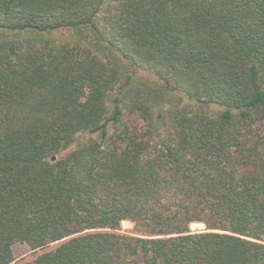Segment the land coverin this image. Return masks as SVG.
Wrapping results in <instances>:
<instances>
[{
    "label": "trees",
    "instance_id": "trees-1",
    "mask_svg": "<svg viewBox=\"0 0 264 264\" xmlns=\"http://www.w3.org/2000/svg\"><path fill=\"white\" fill-rule=\"evenodd\" d=\"M16 243L264 264V0H0V264Z\"/></svg>",
    "mask_w": 264,
    "mask_h": 264
},
{
    "label": "rangeland",
    "instance_id": "rangeland-1",
    "mask_svg": "<svg viewBox=\"0 0 264 264\" xmlns=\"http://www.w3.org/2000/svg\"><path fill=\"white\" fill-rule=\"evenodd\" d=\"M124 120L126 121L127 125L129 127H139L142 123L141 121L135 116V115H125ZM84 136H87V133H78L76 136V141ZM76 146V142L71 144L67 149H73ZM64 150L60 151L62 153ZM59 153V154H60ZM133 224L130 221L124 220L121 222V229L122 231L129 232L132 231ZM192 230H201L204 228V225L202 223H191L190 225ZM13 251L15 255V259L10 264H21L23 262L32 261L35 255L39 252H32L28 250L26 245L16 243L13 245Z\"/></svg>",
    "mask_w": 264,
    "mask_h": 264
}]
</instances>
